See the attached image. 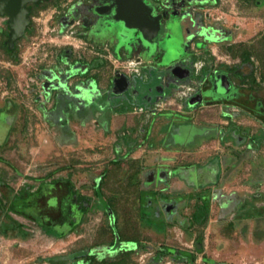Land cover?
<instances>
[{
  "label": "rangeland",
  "instance_id": "obj_1",
  "mask_svg": "<svg viewBox=\"0 0 264 264\" xmlns=\"http://www.w3.org/2000/svg\"><path fill=\"white\" fill-rule=\"evenodd\" d=\"M135 2L124 0L121 14L102 12L109 21L106 27H97L96 34L117 30L128 41L126 25L153 27L151 37L148 34L139 45L164 49L166 66L185 58L190 46L178 32V22L162 43L163 15L147 0ZM236 2L229 0L232 18L239 22L246 14L238 12ZM46 12L38 7L30 14L31 28L11 50L7 48L9 17L0 15V196L5 204L0 209V264H102L126 252L131 253L129 264H264V143L258 155L246 150L241 168L228 180L211 182L206 179L209 175L201 179L204 166L210 165L206 163L214 157L219 162L223 150L219 129H208V120L218 117V106L189 109L183 97L172 95L146 112L91 107L82 122L48 120L46 106L35 103L30 89L36 46L39 57L50 51L48 42L33 43L36 32L45 39L53 28ZM212 12L224 20L222 11ZM261 13H252L254 21L264 18ZM255 25L251 21L237 37H255L258 30L261 34L263 27ZM68 31L64 35L69 37L50 42L52 48L62 41L75 47L81 44ZM259 40L264 43V36ZM214 50V57L224 58V52L216 46ZM201 55L204 61V52ZM183 124L193 128L189 141L179 132ZM253 128L264 140V129ZM125 130L129 137L123 135ZM156 161L165 171L158 172L160 180L149 179L156 172L149 175L147 164L154 166ZM190 169L191 179L197 181L188 182ZM49 184H56L52 192L39 191ZM35 192H41L37 198L41 220L13 208L14 196L25 198ZM52 193L60 198L69 193V197L62 207L48 208ZM230 197L234 202L228 205ZM167 198L180 200L174 214L160 206ZM198 206L208 207L206 223L192 222ZM112 227L124 240L115 238ZM162 246L191 252L196 260L159 256Z\"/></svg>",
  "mask_w": 264,
  "mask_h": 264
},
{
  "label": "flooded vegetation",
  "instance_id": "obj_2",
  "mask_svg": "<svg viewBox=\"0 0 264 264\" xmlns=\"http://www.w3.org/2000/svg\"><path fill=\"white\" fill-rule=\"evenodd\" d=\"M123 1L115 4L112 0H41L31 5V15L36 8L45 7L49 11L46 12L49 14L47 20L53 26L49 35H44L45 39L37 32L33 36L34 44L39 42L41 46L48 42L50 47L44 58L39 57L37 46L38 50L34 51L30 89L35 103L46 106L48 120L57 123L69 122V119L82 122L91 107L120 106L146 112L172 95L183 97L185 107L189 109L218 106V117L214 121L208 120V129H219V144L223 145V150L219 162L216 157H210L212 160L206 163L210 164L208 167L204 166L205 175L201 180H228L241 168L246 150L257 154L264 143L253 128L261 126L264 129V48L261 47L264 43L258 41L264 36V18L254 21L252 17V13L260 11L259 15L264 17V0H237L238 12L246 14L239 22L232 18L229 0H147L163 15L166 29L160 37L162 43L172 35L168 25L180 22L178 32L190 46L187 56L177 60L182 65L180 71L185 74L182 78L164 65V49L139 45L142 39L132 41L129 46L116 31L100 37L96 34L95 29L109 21L101 13L115 7L119 9L118 14L123 13ZM212 10L226 14L222 16L224 20L216 17ZM251 21L258 24L255 26L263 27V32L260 34L258 30L255 37H237L238 30L248 29ZM31 23L33 21L26 32ZM66 29L75 38H80L81 44L75 47L62 41L58 48H52L54 44L50 42L58 43L57 38L69 37L64 35ZM214 46L225 53L223 59L214 57L217 53ZM191 101L196 102L193 107L188 105ZM192 129L183 124L179 132L189 135ZM124 134L128 136V130ZM147 166L149 175L156 172L149 179L160 180L159 174L165 173L157 161L154 166ZM191 172L192 169L188 177ZM197 180L188 178V182ZM179 201L178 198H167L160 206L164 212L174 214ZM233 202L234 198L230 197L228 205Z\"/></svg>",
  "mask_w": 264,
  "mask_h": 264
},
{
  "label": "water",
  "instance_id": "obj_3",
  "mask_svg": "<svg viewBox=\"0 0 264 264\" xmlns=\"http://www.w3.org/2000/svg\"><path fill=\"white\" fill-rule=\"evenodd\" d=\"M41 0H0V15H7L8 18V24L9 27L11 29L10 34H9V38L7 39V43L9 44V48L12 49L15 45V41L22 37L28 27V24L31 21V4H37L39 3ZM115 4L118 3L119 0H112ZM110 14H112L111 12H114L115 14H117L119 12L118 8H114L111 9ZM183 21V19H182ZM116 27L119 26V21H115ZM178 24H180L179 21H177ZM122 23V22H121ZM175 24L176 23H171L170 25H168V28L170 29V31H174L175 29ZM104 27H106L104 25ZM111 27V26H110ZM127 29V31L125 32L127 34V36L129 37L128 39H130L133 42L139 41L140 39H144L147 38V35L150 32H153V27L148 29H144V27H142L141 25L138 24H131V25H126L125 26ZM150 31V32H149ZM117 32V30H116ZM206 35L210 36L206 31H205ZM118 37L120 39L122 35L118 34ZM149 37L150 34H149ZM211 37V36H210ZM130 40H128L127 42H123L124 44H128L130 46ZM166 66V65H165ZM168 67V69H171V71L175 74L178 75L179 77H184L185 74L182 73L180 71V69L182 68V65L180 64V62H172L170 65L166 66ZM192 103V101L190 102Z\"/></svg>",
  "mask_w": 264,
  "mask_h": 264
},
{
  "label": "trees",
  "instance_id": "obj_4",
  "mask_svg": "<svg viewBox=\"0 0 264 264\" xmlns=\"http://www.w3.org/2000/svg\"><path fill=\"white\" fill-rule=\"evenodd\" d=\"M7 48L9 50H11L9 48V46L7 45ZM264 78V75H263ZM56 185V184H55ZM54 184H49V186H42L41 192H52V188L54 189ZM74 190H71L69 193H71ZM41 192H35L32 196H28V197H18L17 195L13 197V208L15 209H20L26 212H29V214L37 219V220H41L42 216H41V210L39 208V203L37 201V198L39 196V194ZM69 193L66 196H63L62 198H60L61 196L57 195V194H51V196L49 197L48 201H47V207H57L60 206L62 207L63 202L66 200V198L69 197ZM68 196V197H67ZM52 202V204H51ZM19 204V206H18ZM1 208H5V204L3 201V197L0 196V209ZM208 207L207 206H198L196 208V210L193 212L192 215V222L193 223H206L208 220ZM16 222V221H15ZM1 223H3L1 221ZM17 223V222H16ZM113 228V234L115 235V238H119L120 240H124L122 239L123 237L121 236V234L114 228ZM135 242L138 241V239H134ZM159 256H164V255H172L175 259H179L181 261H185V262H194L196 260V255L185 251V250H179L175 247L172 246H162L159 250L158 253ZM131 260V253L130 252H126L124 254H121L120 257L114 261L111 262H103L102 264H129Z\"/></svg>",
  "mask_w": 264,
  "mask_h": 264
},
{
  "label": "crops",
  "instance_id": "obj_5",
  "mask_svg": "<svg viewBox=\"0 0 264 264\" xmlns=\"http://www.w3.org/2000/svg\"><path fill=\"white\" fill-rule=\"evenodd\" d=\"M173 62H174V61H173ZM184 136H185V139H184V140H187V139H188V141L190 140V138H189L190 136H189V135L184 134ZM128 137H129V135H128ZM176 139L179 140V141H180V139L183 140V139L180 138V137H177ZM131 140H132V138H131ZM157 155H159V154H157ZM210 157H211V156H210ZM210 157H209V158H210ZM179 202H180V201H179Z\"/></svg>",
  "mask_w": 264,
  "mask_h": 264
}]
</instances>
